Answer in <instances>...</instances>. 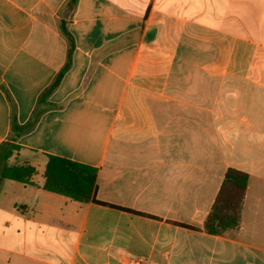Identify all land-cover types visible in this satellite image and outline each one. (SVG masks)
<instances>
[{"label": "crops", "instance_id": "0c3cea01", "mask_svg": "<svg viewBox=\"0 0 264 264\" xmlns=\"http://www.w3.org/2000/svg\"><path fill=\"white\" fill-rule=\"evenodd\" d=\"M8 140L35 170L0 179V264H264V0H0ZM47 155L93 167L108 205L45 190ZM228 168L240 225L210 234Z\"/></svg>", "mask_w": 264, "mask_h": 264}, {"label": "trees", "instance_id": "16d2710c", "mask_svg": "<svg viewBox=\"0 0 264 264\" xmlns=\"http://www.w3.org/2000/svg\"><path fill=\"white\" fill-rule=\"evenodd\" d=\"M64 34L68 37L66 32ZM69 59L68 53L63 68L53 82L40 94L38 104L29 120L20 125L12 118V140L31 131L39 117L46 111V98L54 91L62 75L69 68ZM18 147L10 140L0 145V179L27 183L34 174V167L28 163H7L13 151ZM43 177L42 187L47 191L64 195L79 202L93 201L105 204L95 198L96 170L89 165L60 156L47 155ZM247 183V173L234 168L226 170L214 202L204 220V229L207 233L224 235L238 229Z\"/></svg>", "mask_w": 264, "mask_h": 264}, {"label": "water", "instance_id": "95a60500", "mask_svg": "<svg viewBox=\"0 0 264 264\" xmlns=\"http://www.w3.org/2000/svg\"><path fill=\"white\" fill-rule=\"evenodd\" d=\"M72 8H73V4H71L69 7H67L65 12L62 15V18L68 19L70 14H71Z\"/></svg>", "mask_w": 264, "mask_h": 264}, {"label": "built area", "instance_id": "2783aa9c", "mask_svg": "<svg viewBox=\"0 0 264 264\" xmlns=\"http://www.w3.org/2000/svg\"><path fill=\"white\" fill-rule=\"evenodd\" d=\"M131 264H141V260H134Z\"/></svg>", "mask_w": 264, "mask_h": 264}]
</instances>
